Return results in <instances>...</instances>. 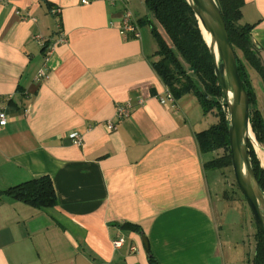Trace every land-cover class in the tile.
Segmentation results:
<instances>
[{
	"label": "crops",
	"instance_id": "obj_1",
	"mask_svg": "<svg viewBox=\"0 0 264 264\" xmlns=\"http://www.w3.org/2000/svg\"><path fill=\"white\" fill-rule=\"evenodd\" d=\"M138 1L143 16L136 0H0V191L47 176L56 198L35 209L0 194V264H234L237 201L195 138L206 115L192 94L168 99L144 27L119 35L124 10L149 15ZM242 2L264 66V0Z\"/></svg>",
	"mask_w": 264,
	"mask_h": 264
},
{
	"label": "trees",
	"instance_id": "obj_2",
	"mask_svg": "<svg viewBox=\"0 0 264 264\" xmlns=\"http://www.w3.org/2000/svg\"><path fill=\"white\" fill-rule=\"evenodd\" d=\"M215 1L235 52L238 75L249 98L251 131L255 141L264 150V117L257 108L256 95L245 65H249L258 74L264 86V66L250 39L253 25L240 23L242 0ZM144 4L149 15L138 19V23L142 27H149L155 41V56L158 57L152 63L155 73L175 100L192 94L203 114L213 112L216 117L213 125L195 135L201 154L216 152L215 158L204 163V169L231 168L228 120L222 93L214 75L208 47L193 12L185 0H144ZM247 147L255 179L264 195V169L250 142ZM219 151L222 154L217 156ZM0 194L35 209L51 208L56 204L52 182L47 176L9 187L0 191ZM254 242L253 256L247 264H264V240L257 229Z\"/></svg>",
	"mask_w": 264,
	"mask_h": 264
},
{
	"label": "water",
	"instance_id": "obj_3",
	"mask_svg": "<svg viewBox=\"0 0 264 264\" xmlns=\"http://www.w3.org/2000/svg\"><path fill=\"white\" fill-rule=\"evenodd\" d=\"M185 1L198 22L209 50L214 75L221 89L228 120L229 154L233 176L250 210L255 227L264 240V195L255 179L248 153V142L253 143L249 124V98L238 75L235 52L229 42L216 1ZM202 30L208 36L209 42Z\"/></svg>",
	"mask_w": 264,
	"mask_h": 264
},
{
	"label": "rangeland",
	"instance_id": "obj_4",
	"mask_svg": "<svg viewBox=\"0 0 264 264\" xmlns=\"http://www.w3.org/2000/svg\"><path fill=\"white\" fill-rule=\"evenodd\" d=\"M138 8V10L141 9V12L136 14L137 16H143L145 14V10L143 8V5L140 4L138 0H136L135 8ZM142 29L144 35L148 37V39L154 43L153 38L150 36L149 27L143 26ZM155 44V43H154ZM238 57L241 58V54L238 53ZM247 67V72L249 74L250 80L253 84V86L257 89L258 85L261 83V80L258 76V74L249 67L245 63ZM223 103V101H222ZM259 107L263 110L264 115V99H259ZM225 109V107H224ZM226 110V109H225ZM206 125L205 126H211L216 122V117L213 112H209L206 115ZM207 127V128H208ZM251 137H253V143L251 144L254 148L257 157H259L260 152H263L261 150V145L257 144L254 140V136L251 133ZM216 153V152H215ZM222 154V151L217 152V156ZM204 157L209 161L216 157L214 153H207L204 154ZM260 161V160H259ZM211 171V170H210ZM216 173L218 174L219 180L223 184L224 188L226 189V193L228 197L230 196L233 199H236L237 206H236V213L235 215L233 213H230L229 222L233 221V225L229 224L227 226L228 231H230V234H232V242H233V253L231 255V262L234 264H246L250 262L253 256L254 251V233H255V224L253 221V218L251 216L250 210L241 194V192L238 190L232 168H224V169H218L216 170ZM235 197V198H234ZM230 198V199H231ZM239 221V225H236V221ZM230 222V223H231ZM226 229V230H227ZM231 240V239H230Z\"/></svg>",
	"mask_w": 264,
	"mask_h": 264
},
{
	"label": "built area",
	"instance_id": "obj_5",
	"mask_svg": "<svg viewBox=\"0 0 264 264\" xmlns=\"http://www.w3.org/2000/svg\"><path fill=\"white\" fill-rule=\"evenodd\" d=\"M83 4H88L87 1H83ZM53 11V13H55ZM59 31V29H58ZM119 35L123 39H139L141 36L140 33V24L138 20L135 18L133 13L130 10H124L121 15L120 25H119ZM65 40L63 36H59L56 41V44H64ZM38 79H45L47 76L41 71L38 75ZM172 95L168 92V99H172ZM140 103V102H139ZM160 103H164L163 99H160ZM132 105L130 103H125L122 106H119L116 112V117L119 119H123L129 116L130 111L132 110ZM8 121L7 114L4 110H0V131L4 129ZM110 129L114 127L112 125H108ZM71 141L74 145L80 146L82 143L81 137L77 132H73L70 134ZM125 240L122 237L116 238L112 240V246L114 249H118L123 246ZM134 251V248H131Z\"/></svg>",
	"mask_w": 264,
	"mask_h": 264
},
{
	"label": "bare ground",
	"instance_id": "obj_6",
	"mask_svg": "<svg viewBox=\"0 0 264 264\" xmlns=\"http://www.w3.org/2000/svg\"><path fill=\"white\" fill-rule=\"evenodd\" d=\"M203 32V35L205 36L206 40L209 42V39H208V36L204 33V31L202 30ZM215 56L217 57V51H215ZM260 155V160H261V163L264 167V155L262 153L259 154Z\"/></svg>",
	"mask_w": 264,
	"mask_h": 264
}]
</instances>
